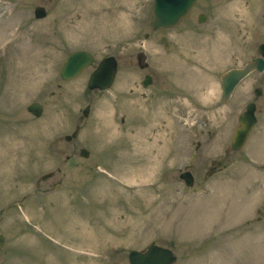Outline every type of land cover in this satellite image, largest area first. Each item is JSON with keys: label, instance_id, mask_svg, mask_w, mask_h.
<instances>
[{"label": "rangeland", "instance_id": "obj_1", "mask_svg": "<svg viewBox=\"0 0 264 264\" xmlns=\"http://www.w3.org/2000/svg\"><path fill=\"white\" fill-rule=\"evenodd\" d=\"M208 2L223 17L216 23L196 20ZM39 4L43 17L32 13ZM152 8L153 0H0V264H130L129 250L149 242L173 249L171 264H264V93L256 101L259 120L233 150L236 115L255 75L223 104L219 83L264 41V0H198L177 25L158 29L150 27ZM218 30L229 34L214 42ZM74 49L94 61L66 80L59 70ZM139 49L149 69L160 71L169 60L173 80L164 87L180 94L178 115L142 117V106L126 98L125 77L137 72ZM196 52L226 61L212 70L209 61H194ZM107 54L117 57L118 75L95 94L86 83ZM183 71L207 83L188 86L193 73ZM193 97L200 98L195 106ZM33 100L43 104L40 116L26 108ZM203 115L211 132L195 136ZM76 125L77 136L65 140ZM198 140L203 146L195 151ZM185 165L192 185L178 176Z\"/></svg>", "mask_w": 264, "mask_h": 264}, {"label": "water", "instance_id": "obj_2", "mask_svg": "<svg viewBox=\"0 0 264 264\" xmlns=\"http://www.w3.org/2000/svg\"><path fill=\"white\" fill-rule=\"evenodd\" d=\"M163 0H154L152 16L150 26L152 29H157L164 26L176 25L179 20L184 17L194 2V0H184L179 7H174L172 4H164ZM37 17L45 14V8L42 5H38L35 8ZM204 19V15L200 17V21ZM147 33H145L146 35ZM162 41L167 42L165 36L161 37ZM259 56L247 61L241 67H233L221 75L224 91V99L229 98L235 85L239 80L244 77L249 71L254 68L262 69L264 67V43H261L258 49ZM146 57V53L143 50L138 51L137 58L141 67L146 66L147 63L143 62ZM94 56L91 52L85 49H76L72 51L64 61L60 75L64 79H68L78 75L86 66L92 63ZM117 66V60L114 55H106L95 66L94 70L90 74L87 82L89 88L104 89L111 85ZM106 68V77L103 81L96 79L98 73ZM27 109L33 112L35 115H41L43 105L41 102L34 100L27 105ZM254 103L249 102L246 109L239 115V124L236 126L233 135L231 137L230 146L233 149H238L245 143L248 134L255 123ZM89 106L86 105L83 108V114L87 115ZM79 132V125H77L71 133H66L64 138L68 141L75 137ZM80 154L83 156L88 155V149L86 147H80ZM51 175V172L44 173L43 178ZM185 179L188 184L193 183L192 174L190 171H184L180 175ZM5 243V236L0 233V247ZM177 256L174 251L167 246H163L154 242L147 245L145 249L132 248L129 250L128 259L130 264H171L176 260Z\"/></svg>", "mask_w": 264, "mask_h": 264}, {"label": "flooded vegetation", "instance_id": "obj_3", "mask_svg": "<svg viewBox=\"0 0 264 264\" xmlns=\"http://www.w3.org/2000/svg\"><path fill=\"white\" fill-rule=\"evenodd\" d=\"M207 1V0H206ZM198 2V0H194V2L191 4V7L189 8V11L188 13H190V11H192L194 8V6L196 5V3ZM210 2H208L209 4ZM37 6V5H36ZM45 7V6H44ZM211 4L208 5V7L206 8V10H201V11H198L197 14H196V20H198L199 22H202L204 20H207L209 17L211 18V21L213 23H216V21L219 19V18H223L219 15V13H217L216 11H213L211 9ZM234 12V14H237L238 12L236 10H232ZM32 13H34V16L36 17V13H35V7L32 11ZM47 14V11H46V8H45V14L44 16ZM30 15V14H29ZM188 15V14H187ZM204 15V19L202 21H200V17ZM186 17V16H185ZM183 19V18H182ZM220 32V33H219ZM148 35V32H146ZM229 34V30L225 31V32H221V30H218L217 34L214 35L212 37V41L214 42H218V40H221V37L222 35H228ZM162 36H165V35H161L160 37ZM165 38L167 39V37L165 36ZM164 43V46L165 47H168L170 42L168 41L167 39V42H163ZM261 43H264V41H261L259 42L257 45H256V52H252L250 53L249 57L242 63L240 64H236V65H232L228 68H226L225 71L233 68V67H241L243 66L248 60L254 58V57H257L259 55L258 53V49H259V46ZM241 48V43L239 45V48L237 49V53H243V50L240 49ZM194 49V48H193ZM139 51V50H138ZM138 51L136 52V55L138 54ZM195 52V50H193ZM196 57L194 61H197L199 62L200 64H205L207 61H209V63H212L213 65H205L207 68L209 69H212V70H215L216 68H218L219 66H217L216 64L219 63L221 64L222 62H225L226 61V58L222 55H218L216 54L215 55V58H210L208 59L207 57L205 58V56L201 53V52H196ZM115 56V55H114ZM116 57V56H115ZM137 57V56H136ZM208 59V60H207ZM116 60H117V69H116V72H115V75H114V78H113V82L115 81L117 75H118V59L116 57ZM206 60V61H205ZM137 61V59H136ZM192 62V64L195 65V62ZM129 62L132 63V59L130 58L129 59ZM143 62L147 63L146 66H139L138 64V68H137V72H134V73H131L129 74L128 76L125 77V79L127 80V82L125 83L126 84V98L130 101V102H134V105H136L137 107H141L142 106V109L143 111H141L142 113V117H151L153 120L157 117V116H163V115H166L167 117H169L171 114V112H174V114L178 115L179 113V105H177L176 103H173V101L175 100H179V97H180V94H178V91H170V90H167L165 87H164V84H165V81L166 80H173V75H172V71H171V68L170 66H167V64L169 63V60L168 59H163V62L162 63H165L166 66L164 67H161L162 70L158 71V70H154L153 68H150L149 69V66L151 65V62L148 60L147 58V54H146V57L144 58ZM193 65V67H194ZM130 68H133L132 66ZM195 70V68H193ZM196 71V70H195ZM210 71V70H209ZM223 71V73L225 72ZM200 72V71H198ZM183 75L185 74H190V73H193V77L195 75V72H186V71H183L182 72ZM200 73H204V72H200ZM208 73V72H207ZM207 73H204L207 75ZM253 73L255 76L253 77L252 81L250 82V86L248 88V92H249V98L248 100L242 105L241 107V110L237 113L236 115V121L237 123L234 125L233 129H232V134H233V131L235 129V127L237 126L238 124V117L239 115L245 110L246 108V105L249 103V102H253L254 103V106H255V109H254V113H255V124L257 123V121L259 120V110L261 109V107L258 106V104L256 103L257 101V97L259 95H262L264 93V67L262 69H252L251 71H249L243 78H241L239 80V82L236 84V86L245 78L247 77L249 74ZM172 77V78H171ZM209 77V81H211V76H207ZM198 77H194L193 79L194 80H191V83L186 81L188 86H192V84L194 85H197V86H203L207 83V81H205V79H201L202 81H197V83H194V81L197 79ZM202 78V76H201ZM199 79V78H198ZM67 80V79H66ZM170 80V81H171ZM206 82V83H204ZM219 83H220V86L222 87V91H221V94H220V99L222 100V104L224 102H226L230 97L231 95L233 94L234 92V89L230 95V97L228 99H224V93H223V83L221 81V74L219 76ZM176 85H178L179 83H175ZM104 89H99V88H94V89H91V91L93 93H99V92H102ZM202 90V89H200ZM199 90V92H200ZM90 92V90H88ZM50 93L53 94V90L50 91ZM182 94V93H181ZM183 95V94H182ZM192 104L195 106L197 105L199 102H200V98H195L193 97L192 99H189ZM170 103H172L171 105H169ZM220 104V105H222ZM86 105H88L90 107V103H87ZM85 105V106H86ZM219 106V105H217ZM229 108H231L230 106H232V104H229L228 105ZM171 107H174L176 108V111H174V109H171ZM234 107V106H233ZM233 107L230 109V112H232L233 110ZM89 111V110H88ZM201 127L198 129V131H195L193 132V135H197V133H199V136L201 135H209L210 132H211V129L208 128V127H205L204 124H206L208 122L207 119H204V118H207L205 115L201 116ZM124 117H121V120H123ZM255 126V125H254ZM130 132L129 133H134L133 129H129ZM151 133L153 134L152 136L150 135L149 139L150 140L151 138H153L155 135V133H157V131L154 129V130H151ZM133 136H130V139H132ZM171 137H172V143L176 142L178 140V138L175 136V134L172 132L171 134ZM135 141V140H134ZM158 142V141H157ZM203 146L202 145V142L200 140L198 141H195L194 142V150L196 151L197 149H200V147ZM155 148V147H153ZM204 149V147H203ZM192 151V157L190 156L191 159H193L194 157V153L195 151ZM66 158H70L69 155L66 156ZM171 160L173 159V155L170 156ZM173 162V160H172ZM213 162V161H211ZM191 164V161L190 163ZM221 165V161H218V165L217 163L214 164L212 163L211 165H209L205 171L208 173V174H211L212 172L215 171V169H217L220 165ZM174 164L172 163L171 164V167H173ZM186 166V165H185ZM186 170H189L192 174V178H193V182H194V173L191 169H189L187 166L184 167V169L182 171H180L178 173V176L180 177L181 180L185 181L184 178H182L180 175L183 171H186ZM185 183V182H184ZM258 210H260V208H258Z\"/></svg>", "mask_w": 264, "mask_h": 264}, {"label": "bare ground", "instance_id": "obj_4", "mask_svg": "<svg viewBox=\"0 0 264 264\" xmlns=\"http://www.w3.org/2000/svg\"><path fill=\"white\" fill-rule=\"evenodd\" d=\"M163 1H164L163 2L164 4H167V3L172 4V6L174 7H179L184 2V0H163ZM13 34H16V32H14ZM106 72H107V69L103 68L96 76V79H98L99 81H103L107 75Z\"/></svg>", "mask_w": 264, "mask_h": 264}]
</instances>
